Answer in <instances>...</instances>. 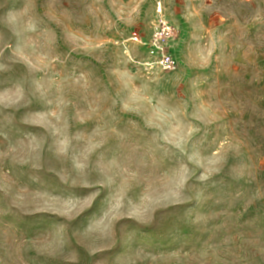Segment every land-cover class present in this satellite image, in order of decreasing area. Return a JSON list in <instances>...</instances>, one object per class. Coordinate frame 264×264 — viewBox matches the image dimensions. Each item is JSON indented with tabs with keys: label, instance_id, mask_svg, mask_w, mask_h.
<instances>
[{
	"label": "rangeland",
	"instance_id": "374dc122",
	"mask_svg": "<svg viewBox=\"0 0 264 264\" xmlns=\"http://www.w3.org/2000/svg\"><path fill=\"white\" fill-rule=\"evenodd\" d=\"M0 264H264V0H0Z\"/></svg>",
	"mask_w": 264,
	"mask_h": 264
},
{
	"label": "built area",
	"instance_id": "2783aa9c",
	"mask_svg": "<svg viewBox=\"0 0 264 264\" xmlns=\"http://www.w3.org/2000/svg\"><path fill=\"white\" fill-rule=\"evenodd\" d=\"M159 10L161 9V5H159ZM133 39L135 40V41H138V39H139V37L137 36V35H135V36H133ZM165 62H166V64L168 65L169 63H170V61H168V60H165ZM170 65V64H169Z\"/></svg>",
	"mask_w": 264,
	"mask_h": 264
}]
</instances>
